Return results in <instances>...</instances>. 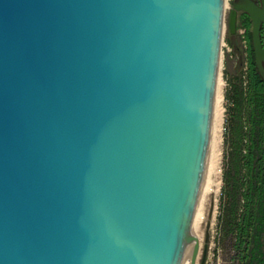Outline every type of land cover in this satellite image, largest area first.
I'll return each instance as SVG.
<instances>
[{
    "label": "water",
    "instance_id": "obj_1",
    "mask_svg": "<svg viewBox=\"0 0 264 264\" xmlns=\"http://www.w3.org/2000/svg\"><path fill=\"white\" fill-rule=\"evenodd\" d=\"M224 6L0 0V264H196Z\"/></svg>",
    "mask_w": 264,
    "mask_h": 264
},
{
    "label": "trees",
    "instance_id": "obj_2",
    "mask_svg": "<svg viewBox=\"0 0 264 264\" xmlns=\"http://www.w3.org/2000/svg\"><path fill=\"white\" fill-rule=\"evenodd\" d=\"M238 19L245 30L246 58L244 69L229 80L224 94L215 241L227 264H264V81L255 63L251 20L243 12Z\"/></svg>",
    "mask_w": 264,
    "mask_h": 264
},
{
    "label": "bare ground",
    "instance_id": "obj_3",
    "mask_svg": "<svg viewBox=\"0 0 264 264\" xmlns=\"http://www.w3.org/2000/svg\"><path fill=\"white\" fill-rule=\"evenodd\" d=\"M223 123V95L222 85L219 80L218 73L217 82L215 86L213 114L210 127V139L205 165V172L191 224V231L195 233V235L199 239L200 246L199 253L196 259V264H199L200 257L202 254L205 232L208 230L210 233L212 231V228L215 226L216 222V196L219 192L221 185L220 175ZM191 254L192 244L187 246L181 264H190Z\"/></svg>",
    "mask_w": 264,
    "mask_h": 264
},
{
    "label": "rangeland",
    "instance_id": "obj_4",
    "mask_svg": "<svg viewBox=\"0 0 264 264\" xmlns=\"http://www.w3.org/2000/svg\"><path fill=\"white\" fill-rule=\"evenodd\" d=\"M235 0H225L224 15H223V31L220 45V64H219V80L222 85V95H223V109H224V119H225V90L228 87L229 80L237 77L241 69H244V62L246 58V40H245V30L240 27L239 15L237 17L236 31L231 34L229 29V18L232 3ZM224 125V123H223ZM224 130V126H223ZM222 161H223V133H222V156H221V175H220V189L216 196V222L212 231L209 233V249L207 254V260L205 264H227V256L221 249L216 250V235H217V214H218V200L221 192L222 186Z\"/></svg>",
    "mask_w": 264,
    "mask_h": 264
}]
</instances>
